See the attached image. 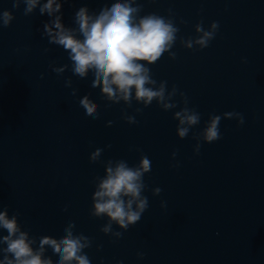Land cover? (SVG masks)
I'll list each match as a JSON object with an SVG mask.
<instances>
[{
	"label": "water",
	"instance_id": "water-1",
	"mask_svg": "<svg viewBox=\"0 0 264 264\" xmlns=\"http://www.w3.org/2000/svg\"><path fill=\"white\" fill-rule=\"evenodd\" d=\"M112 2L68 0L63 22L74 27L81 6L98 12ZM139 2L140 15L168 16L169 10L174 15L180 29L172 49L177 57L165 53L149 67L169 90L176 85L187 95L188 106L201 114L200 124L188 137L177 136L173 112L183 107L179 95L178 107L167 112L155 101L148 107L135 102L132 108L123 102L106 107L101 90L91 87V73L81 79L70 68L62 75L52 71L70 61L42 35L49 17L38 9L25 16L23 3L13 9L12 0H0V11L15 16L0 28V210L19 213L23 230L37 238H60L74 221L76 232L93 240L85 250L92 264H264V0ZM201 20L206 29L219 22L215 39L203 50L184 48L180 38L196 37ZM68 78L71 87L65 86ZM84 95L100 106L98 119L79 105ZM137 107L143 109L139 114ZM230 111L242 113L244 124L222 118V138L202 142L194 154L193 133L205 127L210 114ZM125 112L138 123H127ZM97 148L105 151L92 163ZM141 155L152 163L144 177L149 207L116 240L100 230L106 217L90 215L92 181L104 175L106 161L124 159L133 166ZM156 187L162 191L153 196ZM113 230L123 231L116 225ZM46 255L55 264L51 249Z\"/></svg>",
	"mask_w": 264,
	"mask_h": 264
},
{
	"label": "clouds",
	"instance_id": "clouds-1",
	"mask_svg": "<svg viewBox=\"0 0 264 264\" xmlns=\"http://www.w3.org/2000/svg\"><path fill=\"white\" fill-rule=\"evenodd\" d=\"M66 2L68 0H12L13 9H19L21 3L25 5V16L38 9L41 16L49 17L43 24L42 35L47 37L49 44L67 52L70 61V65L52 66V71L62 75L70 68L72 74L81 79H86L91 73V87L101 90V97L109 102L106 107L121 102L126 108H132L133 102L148 107L155 101L167 112L178 107L175 97L179 95L183 107L173 112V119L178 122L176 134L180 139L188 137L190 131L200 124L201 114L188 106L189 100L184 92L176 85L169 90L168 82L155 79L149 67L165 53L172 60L177 57L172 49L180 29L171 10L168 16L155 12L140 15L143 6L139 0H113L110 6L105 4L98 12L90 11L86 5L81 6L74 13L73 27L63 22L62 8ZM14 19L13 11H0V28L9 27ZM180 23L186 21L181 20ZM218 29V21L211 22L206 29L201 20L195 25L196 37L180 38V43L187 49L203 50L215 39ZM65 86H72L71 78L65 81ZM77 92L78 89L73 88L71 94L75 96ZM79 105L86 116L93 119L100 117V106L89 95H84ZM142 111L139 107L134 109L137 114ZM222 118L235 119L238 125L245 122L243 114L237 111L225 112L223 117L210 114L205 127L193 133L192 138L196 140L194 154L199 155L202 142L211 144L222 138ZM124 119L129 124L138 123L135 115H127L126 112ZM112 123L109 121L108 125ZM104 151V148L93 151L90 162L100 161ZM176 156L177 152L174 151L173 160ZM172 166L179 167V162ZM104 169V175L96 176L92 181L94 191L90 215L106 217L107 223L100 230L119 240L124 231L141 220L149 207L148 197L143 194L147 188L144 177L151 172L152 163L146 155H141L133 166L124 159H110L104 163ZM161 191L156 187L152 189V195L158 196ZM161 207H166L165 201H161ZM18 216L19 213L9 216L7 207L0 210V230L7 233L0 235V264H54L52 256L46 255L49 249L53 256L58 257L55 264H92L85 250L92 246L93 240L83 233H77L74 221L67 224L60 238L51 235L37 238L23 230ZM113 225L123 231H114ZM137 256L143 259L144 253L138 252Z\"/></svg>",
	"mask_w": 264,
	"mask_h": 264
}]
</instances>
